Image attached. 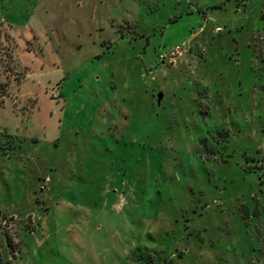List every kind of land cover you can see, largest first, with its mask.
Instances as JSON below:
<instances>
[{
  "label": "rangeland",
  "instance_id": "rangeland-1",
  "mask_svg": "<svg viewBox=\"0 0 264 264\" xmlns=\"http://www.w3.org/2000/svg\"><path fill=\"white\" fill-rule=\"evenodd\" d=\"M0 264H264V0H0Z\"/></svg>",
  "mask_w": 264,
  "mask_h": 264
},
{
  "label": "built area",
  "instance_id": "built-area-1",
  "mask_svg": "<svg viewBox=\"0 0 264 264\" xmlns=\"http://www.w3.org/2000/svg\"><path fill=\"white\" fill-rule=\"evenodd\" d=\"M216 30L218 31L219 29H216ZM176 50H177V51H176V52H173V54H174V53L176 54L180 49L177 47Z\"/></svg>",
  "mask_w": 264,
  "mask_h": 264
}]
</instances>
